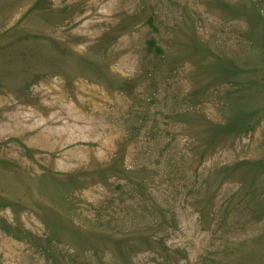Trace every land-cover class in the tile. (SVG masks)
I'll list each match as a JSON object with an SVG mask.
<instances>
[{
	"label": "rangeland",
	"instance_id": "374dc122",
	"mask_svg": "<svg viewBox=\"0 0 264 264\" xmlns=\"http://www.w3.org/2000/svg\"><path fill=\"white\" fill-rule=\"evenodd\" d=\"M0 264H264V0H0Z\"/></svg>",
	"mask_w": 264,
	"mask_h": 264
}]
</instances>
